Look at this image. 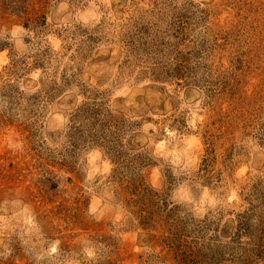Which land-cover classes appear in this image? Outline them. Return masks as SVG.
Masks as SVG:
<instances>
[{"label":"rangeland","instance_id":"rangeland-1","mask_svg":"<svg viewBox=\"0 0 264 264\" xmlns=\"http://www.w3.org/2000/svg\"><path fill=\"white\" fill-rule=\"evenodd\" d=\"M0 264H264V0H0Z\"/></svg>","mask_w":264,"mask_h":264},{"label":"clouds","instance_id":"clouds-1","mask_svg":"<svg viewBox=\"0 0 264 264\" xmlns=\"http://www.w3.org/2000/svg\"><path fill=\"white\" fill-rule=\"evenodd\" d=\"M35 75V74H34ZM151 125H146L145 127L147 128V127H150ZM194 126V125H193ZM169 135H172V133H169ZM187 143H188V145L191 147L192 145H194V144H196L197 143V140H196V137H191V138H189L188 139V141H187ZM164 147V144H163V142H161V143H159L158 145H157V149L159 150V149H162ZM98 154H93V157L95 158L96 156H97ZM107 167H108V165L105 163V165H104V168H105V170H107ZM52 251H55V246H53V248H52Z\"/></svg>","mask_w":264,"mask_h":264}]
</instances>
